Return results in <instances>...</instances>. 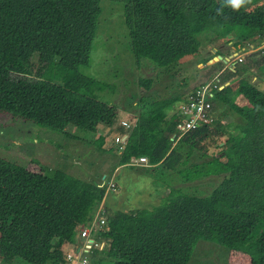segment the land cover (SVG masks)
I'll return each mask as SVG.
<instances>
[{
  "label": "trees",
  "instance_id": "1",
  "mask_svg": "<svg viewBox=\"0 0 264 264\" xmlns=\"http://www.w3.org/2000/svg\"><path fill=\"white\" fill-rule=\"evenodd\" d=\"M100 1L0 0V118L68 138L71 127L95 133L99 126L115 125L120 109L95 99L91 93L99 84L79 71L89 63ZM110 1L123 5L138 66L143 60L156 68L176 66L199 52L197 37L205 32L217 39L235 35L236 46L264 42L261 4L234 10L227 0ZM245 55V63L222 76L221 83L229 84L215 92V102L240 119L232 130L216 118L177 140L179 112L167 113L179 98L141 99L135 127L125 131L120 125L128 137L115 144L118 166L146 157L151 166L175 171L198 151L207 160L180 171L182 180L222 181L206 197L168 189L152 210L107 209L97 234L105 246L91 251L90 263L188 264L202 240L226 248L227 264H264V92L245 76L252 67H264L252 63L264 50ZM151 84L139 82L145 90ZM103 141L99 137L98 146ZM214 145L218 151L211 155ZM104 196V187L63 171L36 173L0 158V264H65L64 246L75 243L78 228L92 219Z\"/></svg>",
  "mask_w": 264,
  "mask_h": 264
},
{
  "label": "rangeland",
  "instance_id": "2",
  "mask_svg": "<svg viewBox=\"0 0 264 264\" xmlns=\"http://www.w3.org/2000/svg\"><path fill=\"white\" fill-rule=\"evenodd\" d=\"M260 4L264 5V0H257L256 3L250 1L246 7ZM100 8L101 13L89 63L79 68V71L99 84L100 88H95L91 93L95 99L120 109L121 114L115 125L111 128L99 126L95 133L71 127L72 138H68L65 134L2 116L0 118V158L32 172L50 173L60 170L95 186L101 185L105 188L103 201L105 205L103 202L100 204L104 207V211L107 209L121 212L152 210L161 205L167 196L168 189H175L196 197L210 195L222 181L221 177L185 182L179 175L180 171L207 160L201 152L193 151L187 164H179L175 171L165 169L161 165L151 166L150 164L147 167L118 166L119 155L114 140L122 134L121 122H130L135 118L134 116L139 115L141 99H145L148 103L179 98L180 101L173 105V111H169L167 115L170 116L174 111L179 112L185 104L184 100L190 98L195 89L216 77L221 79L225 74L227 65L223 61L208 65L209 60L215 57L214 55L221 54L223 58L231 62L240 52L241 47L249 46L253 40L241 43L238 49L235 45L237 41L235 35L217 39L215 33L205 32L197 37L201 42L199 52L177 63L176 66L166 67V69L156 68L147 60L141 61V65L138 66L130 50L123 5L110 0H101ZM253 45L259 47L257 49L248 47L242 50V53L245 54L250 49L258 51L264 46V42L256 39ZM36 61L34 56L31 62L35 64ZM245 62L243 57L242 64ZM252 63L262 67L264 55L254 58ZM242 64L240 63L238 67ZM252 70V73L245 75L246 79L264 92V67L262 69L252 67ZM143 79L151 80L149 90L139 85L140 80ZM215 101L216 98L214 119L218 118L220 122L228 126L229 130H232L239 124L240 119L230 113L225 105ZM99 137L104 138L101 146H98ZM217 151L218 148L215 145L210 147L211 155H215ZM187 152V148L182 149L183 159L186 158ZM103 177H106V181L102 180ZM110 177H113L114 188L107 190V181ZM102 219L106 223L105 212ZM100 229L101 227L96 232L98 233ZM74 239L77 240V234ZM103 242L105 246V241ZM74 247L75 243L64 246L66 257L72 256ZM100 257L101 255H97L93 259ZM227 258L226 248L200 240L188 264H227ZM15 264L27 263L21 260ZM86 264L96 263L87 261Z\"/></svg>",
  "mask_w": 264,
  "mask_h": 264
},
{
  "label": "built area",
  "instance_id": "3",
  "mask_svg": "<svg viewBox=\"0 0 264 264\" xmlns=\"http://www.w3.org/2000/svg\"><path fill=\"white\" fill-rule=\"evenodd\" d=\"M259 50H264V46L260 47ZM245 54L240 51V53L236 54L231 62H229L230 60H228L229 66L227 62L226 69L234 71L235 66L243 62V56ZM226 85L227 84L223 85L221 83V79L219 77H216L210 82L200 85L195 90V92L192 93L190 101L188 103H185L179 110L181 121L177 128V140L186 133L199 128L201 125L213 122L215 92L222 90ZM136 123V119L133 120V123L129 121H122L121 126H123L125 131H128L134 128ZM126 134L127 133L125 132L119 137H116L114 143L118 146L124 144L128 137V134ZM148 164L149 162L146 157H140L138 159H132L131 163L128 166L147 167ZM102 180L106 181V177H103ZM107 182V190L113 189V177H110ZM100 187L102 186L100 185ZM104 212V207L102 205H99L94 217L86 225H82L78 229L77 237L81 241L79 252H76L77 245H75V247L72 248V256L68 255L66 257L65 264H86L87 261H89V255L93 249L98 248L99 251L103 250L104 242H99L97 240L98 233L96 231L98 230V228H102V225L105 223L102 219Z\"/></svg>",
  "mask_w": 264,
  "mask_h": 264
},
{
  "label": "clouds",
  "instance_id": "4",
  "mask_svg": "<svg viewBox=\"0 0 264 264\" xmlns=\"http://www.w3.org/2000/svg\"><path fill=\"white\" fill-rule=\"evenodd\" d=\"M249 2H250V0H227V4L230 5L234 10L240 9L242 6H244L245 4H247ZM227 85H228V83H227Z\"/></svg>",
  "mask_w": 264,
  "mask_h": 264
},
{
  "label": "water",
  "instance_id": "5",
  "mask_svg": "<svg viewBox=\"0 0 264 264\" xmlns=\"http://www.w3.org/2000/svg\"><path fill=\"white\" fill-rule=\"evenodd\" d=\"M218 61H223L224 63H227L228 59L223 58L221 55H217L211 60H209L208 65L215 64ZM80 246H81V241L76 246V252H79Z\"/></svg>",
  "mask_w": 264,
  "mask_h": 264
},
{
  "label": "crops",
  "instance_id": "6",
  "mask_svg": "<svg viewBox=\"0 0 264 264\" xmlns=\"http://www.w3.org/2000/svg\"><path fill=\"white\" fill-rule=\"evenodd\" d=\"M253 43L254 42H252L251 44H249V46H247V47H243V48H241V52H242V50L244 51L245 49H247L248 47L249 48H254V45H253ZM237 48L239 49L240 48V46H237ZM253 50H249V52L247 51H245L246 52V54H248V53H251ZM240 53V52H239ZM214 56H216V55H214ZM223 57V56H222ZM103 205H105V203L103 202ZM80 242V240L78 239V237H77V240L75 241V245H77L78 243Z\"/></svg>",
  "mask_w": 264,
  "mask_h": 264
}]
</instances>
